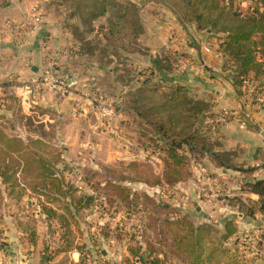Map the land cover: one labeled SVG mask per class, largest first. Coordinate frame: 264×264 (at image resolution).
Wrapping results in <instances>:
<instances>
[{
    "label": "rangeland",
    "instance_id": "rangeland-1",
    "mask_svg": "<svg viewBox=\"0 0 264 264\" xmlns=\"http://www.w3.org/2000/svg\"><path fill=\"white\" fill-rule=\"evenodd\" d=\"M11 1L21 5L17 13L0 19V146L10 137L22 138L25 146L10 159L14 176L8 181L0 176V264H141L140 255L153 264L151 249L164 258L160 264H189L199 257L221 264L229 256L243 264H264V212L259 194L252 191L253 180L264 177L261 146L231 148L234 143L219 138L221 127L213 130L217 137L191 146L193 123L208 106L183 80L186 72H178L177 64L152 68L154 54L143 45V32L128 33L120 22L112 41L103 37L108 18L117 16L118 8L92 21L89 2L80 10L76 0H0V5ZM134 1L139 8L129 11L134 9L142 23L143 6L151 10L155 3L165 4ZM243 1L222 0L231 11L246 9ZM246 1L258 6L256 0ZM38 3L58 22L62 17L72 39L54 47H71L73 66L76 59L86 65L74 70L81 81H96L87 87L103 93L113 113L105 114L95 100L76 96L79 91L69 97L43 89L25 93L49 36L47 20L35 27L24 25L27 12ZM6 19L16 25L10 26L13 34L4 31ZM187 27L195 34L207 33L194 23ZM33 30L34 40L28 41ZM83 36L81 45L77 37ZM32 45L38 48L35 54L25 51ZM75 46L84 54L77 56ZM227 57L222 60L226 77L235 64ZM92 69L100 71L99 80ZM253 76L252 81L262 78ZM173 83L185 84L190 98L170 100L165 91ZM8 155L0 151V164L9 161ZM57 184L75 195L93 194L94 199L75 212L68 210L65 205L72 196L60 194ZM51 208L66 216L49 217ZM227 221L235 230L225 237ZM188 249L194 253L188 255Z\"/></svg>",
    "mask_w": 264,
    "mask_h": 264
},
{
    "label": "trees",
    "instance_id": "trees-1",
    "mask_svg": "<svg viewBox=\"0 0 264 264\" xmlns=\"http://www.w3.org/2000/svg\"><path fill=\"white\" fill-rule=\"evenodd\" d=\"M163 1L176 14H178L177 16L183 24L194 23L197 29L206 31H223L225 33V37L221 41L220 46L221 50L224 51L226 56H230L231 60L235 61V64L233 65L231 71L228 73V77L238 89L240 95H242L244 98L247 96L246 88H244L243 84L244 79L248 77L252 71L256 76H262L261 80L259 81L260 83L264 82V0H256L258 6L253 8V10L250 12H244L242 10L231 11L222 2V0ZM75 2L76 8L79 10L80 8L86 6V2H89L91 4L92 10L89 11L88 14H90L92 21H95L99 15L108 12L110 8H118L119 11L117 13V16L112 12L116 17L111 16V18H108L110 27L105 26L104 28H107V31L102 32V34H104L103 37H105V39L109 42L113 40L114 30L116 26L120 25V22L125 25V29L129 30L128 33H131L130 31H137L139 33L145 31V25L144 22L142 23L141 17L136 15V13L133 14L134 9L139 8L138 2L134 0H76ZM130 8L134 9H131V11H129ZM81 22H83V24L90 25L86 18H81ZM92 30H94V28ZM85 38V36L77 37V39L81 42V45L83 44ZM123 46L126 45L123 44ZM76 49L78 50V56L79 54H84L80 46L79 48L76 47ZM96 50L98 49L96 48ZM179 56H181V53H173L172 50H169L167 48L157 50L152 58V68H154L155 70H161L163 69L164 64L167 65V62L169 61H172L171 66L173 67L178 64L179 59L181 58ZM168 58H170L171 60H169ZM256 93L257 91L253 94L256 95ZM165 94L170 100L186 101L190 98L188 96L187 86L182 83H173L169 90L165 91ZM202 101L206 104V106H208V109H205L201 117L197 118L193 123V133H191V137L194 141H191V146L195 145L197 140L210 141L211 138H215L213 136V129H209L208 132H206L207 130L205 129H207V127L209 126H207V124L205 123V118L209 113L216 111L217 109H211V103L209 101L203 100L201 98V102ZM246 101L248 102V100ZM251 122L248 123V127L251 125ZM23 146L25 145H23V140L20 137H10L6 142H2L0 151L9 153V161L0 164V176L2 177L3 181H8L12 176H14L13 174L15 170L9 171L8 169V167L11 166L10 159H14L16 153L19 152ZM216 155L218 156V153ZM219 163L224 165L223 161H219ZM56 186L60 194H71V202L69 201L65 205L68 210H79L83 206H87L88 204H90L94 199L93 194L83 193L81 195H75L73 192H69V189L63 188L60 184H57ZM252 191L259 194L260 207L264 212V177H257L253 180ZM50 210L51 211L48 212L49 217L54 214L60 215L61 217L66 216L64 213H56L54 208H51ZM225 227L227 231L224 236L228 237V235L233 233L235 229L232 227L231 221H227ZM195 229L196 228L193 225L192 231ZM203 229H206L205 225L201 227V231ZM136 248L139 249L140 246L137 245ZM224 251L228 252L227 249H225ZM149 252V258H152L151 260H149L153 264H160L165 261L164 258L159 256V251L156 252L154 249H151ZM192 253H194L193 250H187L188 255ZM83 257L84 255H81V258ZM143 258V255L139 256L140 263L147 264V261L143 262ZM185 258L186 257L183 256V259ZM199 263L213 264V261L210 257H199L197 261L195 260V262H190L189 264ZM221 264L243 263L236 261L235 259L232 260L231 256H229L225 257L224 261H221Z\"/></svg>",
    "mask_w": 264,
    "mask_h": 264
},
{
    "label": "crops",
    "instance_id": "crops-1",
    "mask_svg": "<svg viewBox=\"0 0 264 264\" xmlns=\"http://www.w3.org/2000/svg\"><path fill=\"white\" fill-rule=\"evenodd\" d=\"M19 4L21 5V3ZM19 4H17V1H11V4L9 6L0 5V19L9 17L7 14L12 16L13 11V13H17L19 11L17 9V7L20 6ZM145 7L146 6H143V22L145 25V31L143 32V45H146L145 47L148 46L153 54L157 50L167 48L169 50H172L173 53L182 51L184 53L187 52L190 57L192 56L191 59L193 64L188 59L190 57L186 58L184 56H181V58H184L186 60L187 66L184 69H178L177 67L176 70L181 74L183 72H186L183 75V80L186 83H190V86L195 95L211 103V109H219L222 106L240 107L242 105H247L246 97L244 98L239 94V91L235 87V85L230 81L228 77H226L225 73L222 72V60L223 57H226V54L222 50H220L219 53H214L213 51L215 47H218L217 44L221 43L220 41L224 39L225 33L223 31L209 30L204 34L200 32L198 34H195L193 31L190 32L188 30L187 25L190 27L191 23L183 24L178 16L176 14L174 15L175 12L172 13L171 11H169V7L167 5L162 3H155V5L151 6V10L150 8ZM162 10L165 12V14H163ZM46 12L47 23L45 22L46 24L44 25V27L49 31V36H47V41H45L44 44L48 47H54V45L63 43L66 39L70 41L72 39L71 33L68 28L65 27L64 29L63 25L65 24L62 17H60L61 21L58 22V19L51 16V14L49 16L48 11ZM30 13L31 11H28L26 17H29ZM56 20L58 22L57 24ZM9 22L12 21L10 19H6L4 23V31L5 33H7V35L13 34V29L8 24ZM168 28L170 29L168 33L165 32L163 34V31ZM35 32L36 30H33L28 33V41L30 40V38L32 39V41L34 40V37L32 36L35 34ZM216 33L222 36L219 40L216 38V35H214ZM199 37L201 39H199ZM210 43H213V50L207 52L205 50V45ZM63 46L67 45L65 44ZM61 47L62 46H60V48ZM37 49L38 48H36V46L32 45L28 46L25 51L29 53L34 52L35 54L37 52ZM76 60L78 64L73 66L71 56V59L67 61L66 66L69 70L78 74V72L75 71L77 69L76 67H82L84 64L80 61V59ZM35 66L33 67L36 70L39 65ZM92 71L94 74V78L99 80L98 78L100 77V71H96L95 69H92ZM253 75L254 72L252 71L249 76L252 78L254 77ZM88 80L91 84H94L96 82L89 78ZM94 90L97 89L93 87L92 91ZM77 91H79L78 94H76ZM85 91L86 90L75 89L73 94H76V96L80 98H83L85 96L91 102L93 100L92 97ZM35 97H37V95ZM213 99L215 102L212 103ZM262 120H264V111L255 110L254 121L251 122V125L249 127L240 128L236 125L221 127L220 133H218V135L221 134L219 138L223 139L225 142L229 141L231 143H234L235 145L233 144L231 148H235V146L239 144L243 147H249L248 150H250L252 146H261V151L264 152V134L261 133L259 129V126H262ZM218 135L216 134L215 137H217ZM254 157L256 164H259V159L256 156Z\"/></svg>",
    "mask_w": 264,
    "mask_h": 264
},
{
    "label": "built area",
    "instance_id": "built-area-1",
    "mask_svg": "<svg viewBox=\"0 0 264 264\" xmlns=\"http://www.w3.org/2000/svg\"><path fill=\"white\" fill-rule=\"evenodd\" d=\"M241 8L244 12H250L253 7L248 5V2L244 0ZM46 20V11L39 3L34 5L31 9L30 16L25 21V27H35L36 25L42 24ZM10 26L15 27V23L9 22ZM23 25V26H24ZM220 44V43H219ZM218 47L221 48V46ZM45 52L41 64L28 79L25 93L34 94L40 89L50 90L57 93L60 97H68L74 93L75 89L86 90L93 100L98 104V107L106 114L114 112L112 106L108 105L105 99V95L101 92L90 91V87H87L88 82L81 81L79 74L66 70V63L72 56V49L69 46L61 48L48 47L45 45ZM205 50L210 52L213 50V43L205 45ZM180 62L177 64L178 69H184L187 66V62L184 58L179 59ZM250 76L244 79V88L246 89V99L248 100L247 105L238 107L222 106L216 111L209 113L205 118L207 126H212L213 130L219 127L236 125L240 128H247L248 123L254 121L255 110L264 111V82L260 83L256 79ZM257 88V93L254 95L251 91ZM260 132L264 134V127L259 126ZM205 169V167H201Z\"/></svg>",
    "mask_w": 264,
    "mask_h": 264
}]
</instances>
